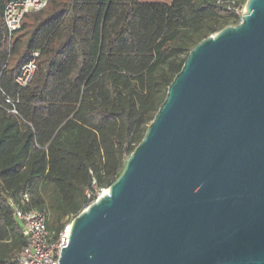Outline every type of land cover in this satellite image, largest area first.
<instances>
[{
  "label": "trees",
  "instance_id": "16d2710c",
  "mask_svg": "<svg viewBox=\"0 0 264 264\" xmlns=\"http://www.w3.org/2000/svg\"><path fill=\"white\" fill-rule=\"evenodd\" d=\"M0 0V263L25 245L10 201L47 213L53 240L108 187L188 52L239 23L242 0H49L9 42ZM38 51L36 70L15 78ZM14 110L15 112H13Z\"/></svg>",
  "mask_w": 264,
  "mask_h": 264
},
{
  "label": "water",
  "instance_id": "95a60500",
  "mask_svg": "<svg viewBox=\"0 0 264 264\" xmlns=\"http://www.w3.org/2000/svg\"><path fill=\"white\" fill-rule=\"evenodd\" d=\"M55 264H264V0L199 41Z\"/></svg>",
  "mask_w": 264,
  "mask_h": 264
},
{
  "label": "built area",
  "instance_id": "2783aa9c",
  "mask_svg": "<svg viewBox=\"0 0 264 264\" xmlns=\"http://www.w3.org/2000/svg\"><path fill=\"white\" fill-rule=\"evenodd\" d=\"M48 1L10 0L5 4L2 18L9 42L20 29L24 15L42 10ZM244 1L246 0L240 1L235 7V11L239 15V22L244 10V8L242 10ZM231 2L233 3L234 0ZM38 54V51H34L31 58L20 67L15 78L19 86L23 87L30 82L36 70ZM107 193L108 187L95 190V192H87L88 205ZM28 201L29 195L26 193L22 195L19 203L10 201L13 216L19 222L21 233L26 242L14 257L0 264H55L60 256V248L67 244L70 223L66 224L57 238L53 240L46 226L47 213L37 208H23Z\"/></svg>",
  "mask_w": 264,
  "mask_h": 264
},
{
  "label": "rangeland",
  "instance_id": "374dc122",
  "mask_svg": "<svg viewBox=\"0 0 264 264\" xmlns=\"http://www.w3.org/2000/svg\"><path fill=\"white\" fill-rule=\"evenodd\" d=\"M244 3H245V1L242 3V4H243L242 10H243V8H244Z\"/></svg>",
  "mask_w": 264,
  "mask_h": 264
}]
</instances>
